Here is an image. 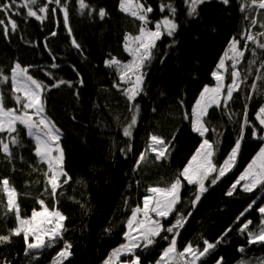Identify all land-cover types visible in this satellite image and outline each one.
<instances>
[{"label":"trees","instance_id":"16d2710c","mask_svg":"<svg viewBox=\"0 0 264 264\" xmlns=\"http://www.w3.org/2000/svg\"><path fill=\"white\" fill-rule=\"evenodd\" d=\"M62 2L68 3L69 26L73 36L82 45L84 55L71 46V37L63 25V13L59 9L43 23L31 17L25 19L26 9H14L21 13L12 17L17 22V32L5 38L4 26L0 25V67L7 70L12 62L18 60L22 65L32 66L31 73L46 83L52 81L44 75L45 72H51L57 80L73 81L72 88L62 85L47 93V114L63 133L61 145L64 149V167L73 177L62 189L64 194L58 197L56 206L68 217L65 221L68 228L65 237L73 243L75 254L71 264H100L107 253L122 242L123 222L130 215L131 208L146 195L145 189L156 184L166 186L198 146L200 138L191 132L188 122L183 119V113L191 110L204 85L214 84L210 74L225 51L229 38L238 34L245 22L242 21L237 0H231L228 7L212 0L210 4L201 6V15L195 20H187L181 15V28L176 36L179 43L175 48H165L170 43L168 37L158 42L161 51H167L168 56L163 64L157 56L147 69L145 94L138 96L135 101L140 106L138 122L132 130L131 139H128L123 136L122 129L131 115L129 102L113 87L118 77L114 69L104 66V61L109 54L123 61L131 59L122 48V40L125 32L137 31L138 22L118 10V0H86L93 6L106 8L109 16L103 21L95 14L89 17L87 10L81 15L76 0ZM148 2L156 8L158 0ZM153 15L159 19L162 14L157 9ZM0 18L8 19L2 13ZM53 31L57 33L55 37L51 36ZM45 43L55 56V61L45 49ZM53 62L59 67H50ZM73 68L79 71V76ZM81 79L83 85L79 83ZM252 82L250 77L248 83L241 86V91L234 93L228 111L216 108L209 110L213 127L223 132L219 150L213 158L218 165L223 162L237 138L246 103L250 119L257 123L254 114L264 104V85L262 91L253 94V99L248 100L246 96ZM257 83L261 84L259 81ZM161 92L165 95L161 96ZM181 98L184 108L178 103ZM229 112L232 114L231 120L228 118ZM73 117L76 119L73 120ZM250 131L246 129V139L242 143L236 167L209 188L194 210L190 204L194 186L185 185L181 192L182 203L177 207L185 214L191 211L192 215L177 238L178 248L189 241L202 243V238L214 242L225 229L233 227L225 237V242L207 258L206 264H216V258L221 256L224 257V264H239L242 254L237 249L241 246L248 248L246 237L236 231L239 224L233 222L251 199L256 196L264 199V192L256 190L244 193L238 188L231 197L226 192L258 150L260 141L253 140ZM152 133L168 139L173 133L176 134L171 157L167 161L156 162L150 156L151 162L143 164L141 170L134 172L136 159L147 147ZM209 138L215 140L216 136L210 132ZM24 139L26 147L20 151L27 162L17 159L13 169V164L0 155V177L10 179V183L21 194V214L30 216L33 208H39L36 198L45 186L43 172L46 165L37 162L32 154L31 143L26 137ZM128 145H131L132 150L126 155L121 153L120 149ZM125 198L128 200L127 205L124 204ZM3 200V194L0 193V233L7 232L15 224L14 217L3 216ZM46 203L53 206L51 196L46 198ZM259 203L260 200L257 201ZM80 204L86 207L82 208ZM174 218V215L170 216L164 224H170ZM247 218L252 219L254 224L259 222L255 210L247 214ZM110 220L114 227L111 235H108L103 232V228ZM165 246L167 241L160 240L146 252L143 255L145 264L154 261ZM23 248L22 237H13V243L0 248V254L14 258L13 264H23ZM56 250H48L39 264H49ZM243 255L251 260L264 257V246L252 245Z\"/></svg>","mask_w":264,"mask_h":264},{"label":"snow or ice","instance_id":"6c2138e0","mask_svg":"<svg viewBox=\"0 0 264 264\" xmlns=\"http://www.w3.org/2000/svg\"><path fill=\"white\" fill-rule=\"evenodd\" d=\"M211 2L212 0H180V3H177V0H158L154 8L148 0H118V10L138 22L137 31L125 32L122 40V48L131 60L123 61L109 54L108 59L104 61V66L114 69L118 77L113 87L129 102L131 115L122 129L124 137L131 139L132 130L137 125L140 106L135 101L138 96L145 94L147 69L157 56L160 57L161 64L168 56L167 51H161L158 42L168 37L170 43L165 45V48H175L179 43L176 36L181 28V15L187 20H195L201 15V6ZM217 2L228 7L231 0ZM76 3L81 15L87 10L89 17L95 14L101 21L109 16L105 7L93 6L86 0H76ZM237 3L242 21L245 23L238 34L229 38L225 51L210 74L215 84L204 85L191 110L183 113V119L188 122L191 132L200 138L198 146L187 163L176 172L166 186L156 184L145 189L146 195L141 198L140 203L131 208L130 215L123 222L122 242L112 248L100 264H145L143 255L160 240L167 241V246L163 247L158 257L148 264H206L207 258L225 242V237L233 227L225 229L214 242L202 238V243L189 241L182 248H178L177 238L192 212L185 214L177 205L182 203L181 192L185 185L194 186L190 200L191 208L194 210L209 188L219 183L236 167L242 143L246 139V129L251 130V138L260 141V144L251 161L231 183L226 195L233 196L238 188L244 193H253L256 190L264 192V104L254 114L257 123L250 119L247 103L244 105L240 130L233 146L219 165L213 159L219 150L218 144L223 132L213 127L209 119V110L216 108L228 111L234 93H239L241 86L248 83L250 77L253 82L249 84L250 92L246 96L248 100L253 99V94L262 91L264 85V0H237ZM49 5L55 7L50 8ZM14 9H26L25 19L31 17L40 23L54 16L59 9L63 13V25L71 37V46L80 55H84L82 45L73 36L69 26L67 2L2 0L0 13L8 17L7 20L0 18L5 38L18 30L17 22L12 17L21 13ZM157 9L162 14L159 19L153 15ZM212 30L215 31V28ZM56 35L55 31L51 32L52 37ZM44 47L55 61L56 58L47 43ZM31 67L22 65L18 60L12 62L7 70L0 67V155L9 164H13L14 169V162L17 159L24 161L20 150L26 147L24 139L26 137L32 145V154L37 162L46 165L43 172L45 186L40 196L36 198L39 208H33L30 216H24L21 214L19 203L21 194L10 183L8 177H0V193L4 197L3 216L5 218L11 216L15 220L13 227L5 233H0V248L12 244L13 237H22L23 264H39L41 257L53 248L57 250L49 264H71L75 254L73 243L65 237L68 231L65 221L68 217L56 205L59 203L58 197L64 194L62 189L73 177L64 167V149L61 146L63 133L47 114L46 106L49 91L62 85L72 88L73 81L57 80L51 72H45L44 75L52 81L49 84L35 77L30 71ZM50 67L58 68L59 65L53 62ZM73 70L77 76L80 75L77 69ZM79 83L83 85V80L81 79ZM164 95L161 92V96ZM178 103L184 108L182 98ZM228 118L232 119L230 112ZM75 119L76 117H73V120ZM210 132L215 134V140L209 138ZM175 139V133L170 139L155 133L150 134L147 147L137 157L133 171H139L143 164L151 162L150 156L154 157L156 162L167 161L174 150ZM131 150V145L120 149L125 155ZM48 196H51L54 202L51 207L46 203ZM127 203L128 200L125 198L124 204ZM80 206L86 207L84 204ZM253 210L259 216V222L255 224L252 219L247 218V214ZM173 215L175 217L173 222L165 225L163 221ZM233 223L239 224L236 231L246 237L248 248L252 245L264 246V199L260 196L251 199ZM113 227L110 220L103 228V232L111 235ZM57 245L60 246L57 248ZM248 248L241 246L237 249L242 254L239 264H264V257L251 260L244 256ZM13 260L14 258L0 254V264H13ZM216 264H224V257L216 258Z\"/></svg>","mask_w":264,"mask_h":264},{"label":"rangeland","instance_id":"374dc122","mask_svg":"<svg viewBox=\"0 0 264 264\" xmlns=\"http://www.w3.org/2000/svg\"><path fill=\"white\" fill-rule=\"evenodd\" d=\"M130 60H131V59H130ZM145 79H146V78H145ZM214 84H215V82H214ZM214 84H213V85H214ZM210 86H211V85H210ZM61 146H62V145H61ZM163 222H164V221H163Z\"/></svg>","mask_w":264,"mask_h":264}]
</instances>
